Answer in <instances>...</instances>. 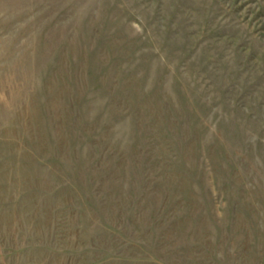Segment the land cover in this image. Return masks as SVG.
<instances>
[{
    "label": "rangeland",
    "instance_id": "1",
    "mask_svg": "<svg viewBox=\"0 0 264 264\" xmlns=\"http://www.w3.org/2000/svg\"><path fill=\"white\" fill-rule=\"evenodd\" d=\"M0 264H264V0H0Z\"/></svg>",
    "mask_w": 264,
    "mask_h": 264
}]
</instances>
